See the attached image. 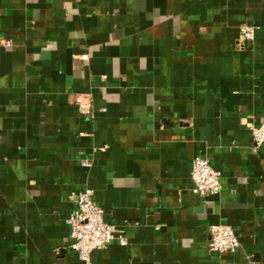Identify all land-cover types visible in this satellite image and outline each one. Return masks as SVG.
<instances>
[{
  "label": "crops",
  "instance_id": "1",
  "mask_svg": "<svg viewBox=\"0 0 264 264\" xmlns=\"http://www.w3.org/2000/svg\"><path fill=\"white\" fill-rule=\"evenodd\" d=\"M263 120L264 0H0V264H83L87 188L127 239L93 264H264ZM199 155L219 193L193 192ZM213 224L235 252H208Z\"/></svg>",
  "mask_w": 264,
  "mask_h": 264
},
{
  "label": "built area",
  "instance_id": "2",
  "mask_svg": "<svg viewBox=\"0 0 264 264\" xmlns=\"http://www.w3.org/2000/svg\"><path fill=\"white\" fill-rule=\"evenodd\" d=\"M256 31L255 26L244 24L240 27L241 49L255 40ZM78 104L83 115L91 114L88 97H81ZM252 132L254 149H264V120L259 127H254ZM83 165L90 166L87 161H83ZM191 178L193 192L200 197H207L221 190V173L213 168L206 156L199 155L193 160ZM70 200L74 208L68 218L72 239L68 249L77 252L83 264H93V252L104 250L116 241L122 246L127 245V239L123 235L117 236L116 227L106 221L105 211L94 202V193L91 189L72 193ZM208 236L207 250L211 254L233 253L240 247L236 231L229 225H209Z\"/></svg>",
  "mask_w": 264,
  "mask_h": 264
}]
</instances>
